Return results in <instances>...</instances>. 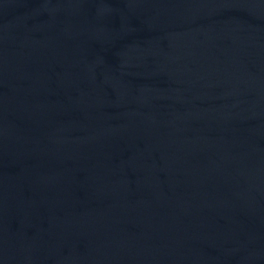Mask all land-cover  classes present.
<instances>
[{
  "label": "water",
  "instance_id": "1",
  "mask_svg": "<svg viewBox=\"0 0 264 264\" xmlns=\"http://www.w3.org/2000/svg\"><path fill=\"white\" fill-rule=\"evenodd\" d=\"M0 264H264V0H0Z\"/></svg>",
  "mask_w": 264,
  "mask_h": 264
}]
</instances>
